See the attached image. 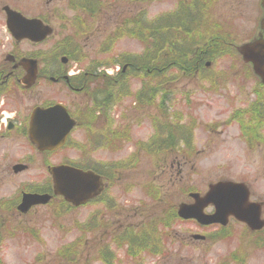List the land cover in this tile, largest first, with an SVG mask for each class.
<instances>
[{
  "label": "rangeland",
  "instance_id": "rangeland-1",
  "mask_svg": "<svg viewBox=\"0 0 264 264\" xmlns=\"http://www.w3.org/2000/svg\"><path fill=\"white\" fill-rule=\"evenodd\" d=\"M120 1L97 0L102 8L97 18L87 16L84 0H52L50 7L46 0L25 1L27 15L45 17L49 8L54 9L56 18L48 21L56 38L46 48L56 44L51 52L57 58L69 55L70 69L75 73L86 72L91 63H107L105 68L114 75L116 63H129L126 56L130 55L132 59L142 57L145 61L139 68L149 70L141 75L138 67L128 68L125 92L118 87L121 79H116L119 83L113 93L121 100L118 105L122 108L116 111L114 107L111 114L115 118L113 130L121 129L123 135H117L116 143L93 150L105 157H49L52 164H106L107 186L102 200L100 197L87 206L65 210L66 205L56 199L24 215L0 209V264H106L100 260L103 257L109 264H239L234 260L237 257H245L244 264H264V229L252 232L234 218L227 226L204 227L177 215L181 203L193 202L190 193L204 194L209 184L234 181L247 184L251 201L263 204L264 221V85L237 49L255 35L260 18L258 0H212L214 8L207 17L202 11L203 16L199 15L203 0H197V6L195 0H140L135 13L142 10L151 19L161 18L163 27L169 25L168 31L161 30L164 37L169 33L166 52L159 59L162 70L144 57L148 52L152 57L155 44H151L156 35L147 41L114 31L125 28L121 23L124 16L115 15ZM6 3L23 6L15 0H0V7ZM134 4L127 0L120 5ZM184 4L192 12H183ZM177 5L178 11L172 13ZM30 6L34 7L32 13ZM164 12H170L169 17ZM125 19L127 27L130 17ZM208 28L235 45L211 48L218 50L214 54L209 48L211 57L206 61L210 64L202 62L198 66V57L201 59L200 54L207 51L198 44L208 39L201 36L210 31ZM172 41L174 56L168 51ZM109 81L105 78L103 83L93 82L84 93L74 95L90 111L96 98L90 95L103 90L101 85L106 87ZM140 91L148 94L145 101H137L135 96ZM119 112L128 118L124 129L121 119H116ZM95 116L89 121L97 122ZM166 124L173 131L161 133L158 126ZM85 128L79 127L73 136L81 145L87 137ZM178 132L190 136L180 148L162 141L153 147L159 136ZM131 150L138 157H128ZM73 153L81 154L83 149ZM39 158L28 173L10 175L0 188V196L7 194L9 200L16 199L27 185H48L49 172L44 157ZM113 170L120 175L114 181L117 172ZM211 211L212 207L206 209L207 213ZM128 226L140 233L137 237L148 233L145 239L136 240L131 252L120 240ZM195 234L206 236V240H194ZM68 247L75 248V260L71 262L61 255Z\"/></svg>",
  "mask_w": 264,
  "mask_h": 264
},
{
  "label": "flooded vegetation",
  "instance_id": "flooded-vegetation-1",
  "mask_svg": "<svg viewBox=\"0 0 264 264\" xmlns=\"http://www.w3.org/2000/svg\"><path fill=\"white\" fill-rule=\"evenodd\" d=\"M15 1L19 3V6H23L18 8L14 7L13 4L6 3L0 7V188L4 187V182L10 175L19 176L28 173L36 161L40 159L39 157H44L49 174V168L58 165L49 163V157H105L101 153L95 154L96 148L105 147V144L108 143L105 141L109 139L112 140L109 144L116 143L115 140L123 135L121 129L113 130L115 118L112 116L111 111L114 107L116 111H120L122 108L118 105L121 103L118 96L107 99L104 97V91L99 90L97 96L100 98V103L96 105L94 100L95 105L89 111L84 108V104L82 105V100L77 99L78 96L74 95V93H84L90 81L104 77L100 70L93 73H75L70 69L72 62L69 55L57 58L55 52H51L56 44H53L50 49L46 48L47 44L51 43L56 37L55 31L48 21L56 18L54 9L49 8L45 12V17L40 16V14L27 15L26 0ZM130 1L135 3L134 6L123 7L127 0H121L119 3L123 6L120 4L115 6L116 15L135 17L138 14L137 12L135 13L137 1ZM196 1H194V6L199 4V2L196 4ZM51 2L52 0H46L49 7ZM211 3L214 2L212 0H203L201 6L199 4L201 8L199 11L200 16L204 15V17H207L210 15L214 8V5H210ZM257 4L260 9V15H264L262 0H258ZM7 7L23 14L27 18L40 20L44 25L52 28V34L42 42L17 38L9 30L7 24ZM33 8L30 6L31 13ZM182 11L185 13L192 12V8L189 9V5L184 4ZM196 14L197 12L193 15L196 16ZM259 22L255 35L264 37V28H261ZM168 30L169 28L166 31ZM167 34L169 33L167 32L164 38H166ZM201 36L202 38H210V40H205L203 45L198 44L199 48L209 49L235 45L233 42L227 41L229 40L228 37L222 36L218 37L219 40H216L211 31L201 33ZM250 40L251 38L247 41ZM174 45L175 42L172 43V46ZM58 104L63 105L66 108V112H60L59 114L44 112L40 115L38 123L34 127L32 126L36 109L46 111ZM132 109L135 110V108ZM105 110L107 111L106 114H104ZM92 112H96L97 117L95 116V118L97 122H85V118L93 115L90 114ZM70 119L76 122L77 126L75 128L70 129ZM116 119H121L123 124L120 126L124 129L128 120L127 116H122V112H119L116 114ZM52 121L58 123L60 125L59 128H49L48 124ZM83 126L86 127L87 137L84 145H81V143L74 141L73 136L76 129ZM126 133V139H128V130H126ZM118 134L119 136H117ZM82 149L83 153L81 154L73 153L75 150L80 151ZM104 154L109 155L106 157H113L110 153ZM128 157H138V155L131 150ZM102 166L104 170H100V175L105 182L106 164H102ZM116 172L117 174H113L114 178L119 179V171L117 170ZM108 176L112 175L109 174ZM49 177L48 185L37 186V188L27 185L25 190L21 192V196L25 192L52 194L53 180L51 174ZM106 186L100 196L106 190ZM6 196L7 194L0 196V209H4V205L9 203ZM19 202L14 206V209L17 210ZM45 206L48 205H39L34 207V209Z\"/></svg>",
  "mask_w": 264,
  "mask_h": 264
},
{
  "label": "water",
  "instance_id": "water-1",
  "mask_svg": "<svg viewBox=\"0 0 264 264\" xmlns=\"http://www.w3.org/2000/svg\"><path fill=\"white\" fill-rule=\"evenodd\" d=\"M7 11L9 28L16 36L40 40L41 35L45 36L50 32L47 28L41 27L40 22L36 20H27L8 8ZM239 49L244 59L253 64L255 73L264 83V40H257ZM50 111L53 114L61 112L58 107ZM42 112L36 111L35 122ZM52 175L54 193L64 196L66 201L75 206L87 203L101 191V178L93 171L61 165L52 168ZM249 196V190L244 184L231 181L218 182L210 185L209 191L204 196L192 194L194 203L181 204L178 215L185 220L194 219L203 226L213 224L226 226L229 217L233 216L246 223L250 229L259 230L264 224L261 220V205L249 202ZM51 199L52 196L49 194H24L19 210L28 212L32 206L47 204ZM209 206L214 207L213 213H205V209ZM194 238L205 239L201 235H195Z\"/></svg>",
  "mask_w": 264,
  "mask_h": 264
},
{
  "label": "trees",
  "instance_id": "trees-1",
  "mask_svg": "<svg viewBox=\"0 0 264 264\" xmlns=\"http://www.w3.org/2000/svg\"><path fill=\"white\" fill-rule=\"evenodd\" d=\"M161 18H159V19H157L156 21H154V23L153 22H150V23H147V22H145V21H143V19H142V21L141 22H139L138 23V25H137V27H135V29H132V31H130L129 30V34L130 35H132V36H136L137 38H143V39H145V37L147 36V37H149L151 34H155L156 35V40H155V43H152L151 44V46H153V44H155V46L153 47L154 49H153V54H152V57H150L151 56V52H148L147 54H146V56H144V57H146V58H148V59H151L152 61H153V63H155V64H157V66H156V68L158 69H161L162 68V66H163V64H161V65H159V59H160V57H162V55H164L163 53H165L166 52V50H165V46H167V44H168V41L164 38V37H162V39L160 38V36H162V34H161V30H163V32H165V30H166V27L164 26L163 27V24L164 23H161ZM147 30H151L149 33H146L147 32ZM112 36H118V34H114L113 33V35ZM207 40H210V38H208ZM212 48H217V47H212ZM173 49H175V47L174 46H170V49L168 50L169 51V54L170 55H173L174 54V51H173ZM211 49V48H210ZM217 51L218 50H213V49H211V53H217ZM211 53H209L208 52V49H207V51H205V52H202L201 54H200V57H201V59L198 57V66H199V64L200 63H202V62H204V61H206L208 58H210L211 57ZM175 55V54H174ZM173 55V56H174ZM150 57V58H149ZM142 58V57H141ZM141 58H138L135 62H134V65H132L131 66V68H133L134 70H135V68L136 67H140V65H141V63L140 62H143V61H145V60H143V59H141ZM147 60V59H146ZM162 61V60H161ZM179 62V61H178ZM139 63V64H138ZM153 63H146V65H148V64H151V66H152V64ZM107 65V64H106ZM145 64H143V66H146ZM158 65H159V67H158ZM146 67H149V66H146ZM150 68V67H149ZM133 70V71H134ZM139 70H143V69H140L139 68ZM162 70V69H161ZM195 69H191L190 71H194ZM132 71V72H133ZM163 72V71H162ZM89 73H93V72H89ZM133 74V73H132ZM130 75V73H129V71H127V72H125V73H119L118 74V76H116V77H111V76H106V78L107 79H109L110 81V83H108L107 85H106V87H104V84H102L101 85V88L103 89V93H104V97L105 98H113L114 96H115V93H113L115 90H117V83H119V81H117L116 79L117 78H120L121 79V83H122V86H123V84H124V82H126L127 81V79H128V76ZM94 80H96V82H97V84H99L100 82L101 83H103V81H104V79H102V80H98V79H94ZM94 80L93 81H90L89 82V84L87 85V88L89 87V85H90V83L91 82H94ZM112 85V84H114V85H112V86H110V85ZM122 88V87H121ZM123 90H125V89H122L121 90V92H124ZM98 100H100V98H98ZM100 103V102H99ZM261 108V107H260ZM260 114L261 115H263V111H261L260 110ZM167 125V124H166ZM163 129H165V125H163V128H161L160 127V130H163ZM173 127H170L169 125H167V127H166V132L167 131H173ZM171 137H173V133H171V136H167V134H165L164 136H162L161 137V141L163 142V144H167L168 146H172V143H171ZM189 137L190 136H187V134H185V140L186 141H188L189 140ZM160 140V139H159ZM82 165V167H85V168H88V169H96L97 170V168L94 166V165H90V164H85V166H83V164H81ZM130 233L131 232H128L126 235H130ZM132 234V233H131ZM140 237H142L141 239H144V237L145 236H140ZM121 241H123V242H125L126 244H128V245H130V248H132L133 249V247H132V245L134 246V244H132L133 242H131L130 241V237H125L123 240H121ZM133 241V240H132ZM75 252V248L74 247H68L67 248V252L65 253V254H61L63 257H64V259L65 260H67V261H74L75 260V258H74V256L76 255V253H74ZM102 252H103V250H102ZM100 260H102L103 262H105L106 264H109L106 260H105V257H103L102 259H100ZM234 260H236L235 262H238L239 264H244L245 263V257L244 258H242V257H237L236 259H234Z\"/></svg>",
  "mask_w": 264,
  "mask_h": 264
}]
</instances>
